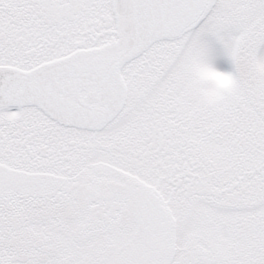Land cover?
<instances>
[{
	"label": "snow or ice",
	"instance_id": "1",
	"mask_svg": "<svg viewBox=\"0 0 264 264\" xmlns=\"http://www.w3.org/2000/svg\"><path fill=\"white\" fill-rule=\"evenodd\" d=\"M0 264H264V0H0Z\"/></svg>",
	"mask_w": 264,
	"mask_h": 264
},
{
	"label": "clouds",
	"instance_id": "2",
	"mask_svg": "<svg viewBox=\"0 0 264 264\" xmlns=\"http://www.w3.org/2000/svg\"><path fill=\"white\" fill-rule=\"evenodd\" d=\"M209 79H211L218 87H228L231 83L229 79L221 78L220 75L215 73L210 74Z\"/></svg>",
	"mask_w": 264,
	"mask_h": 264
},
{
	"label": "rangeland",
	"instance_id": "3",
	"mask_svg": "<svg viewBox=\"0 0 264 264\" xmlns=\"http://www.w3.org/2000/svg\"><path fill=\"white\" fill-rule=\"evenodd\" d=\"M216 63H217V67L223 71L231 70L230 62L225 57L219 58Z\"/></svg>",
	"mask_w": 264,
	"mask_h": 264
}]
</instances>
